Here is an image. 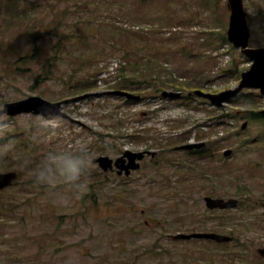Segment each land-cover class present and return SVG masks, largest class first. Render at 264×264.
<instances>
[{"label": "rangeland", "instance_id": "374dc122", "mask_svg": "<svg viewBox=\"0 0 264 264\" xmlns=\"http://www.w3.org/2000/svg\"><path fill=\"white\" fill-rule=\"evenodd\" d=\"M244 4L251 45L264 47V0ZM226 5L227 0H0V109L31 96L50 102L85 98L65 105L71 118L59 117L57 135L47 143L33 139L46 135L35 125L38 116H6L15 127L0 135V146L12 141L9 151L0 152V173L16 171L17 178L0 192V264H264V121H248L241 113L258 100L251 96L240 103L247 106L219 109L198 96L162 98L164 91L233 89L251 67L228 42ZM232 63L238 77L229 72ZM123 77L135 84L124 85ZM252 92L259 93L245 90ZM127 93L140 100L128 101ZM257 98L255 113L264 109V98ZM225 115L230 118L209 126ZM220 138L215 151L211 143ZM77 140L92 155L88 191L61 203L20 165ZM201 141L210 151L199 157L176 149ZM226 149L233 155L222 159ZM125 151L150 152L128 177L103 172L93 162ZM206 197L241 203L216 212L207 208ZM193 232L239 241L218 247L170 237Z\"/></svg>", "mask_w": 264, "mask_h": 264}, {"label": "water", "instance_id": "95a60500", "mask_svg": "<svg viewBox=\"0 0 264 264\" xmlns=\"http://www.w3.org/2000/svg\"><path fill=\"white\" fill-rule=\"evenodd\" d=\"M228 8L231 13L228 29L229 40L233 42L236 47H242L243 53L247 54L252 60H254L255 64L248 73H245L243 75L244 79L237 89L227 91L220 95H204L210 98L217 105H222L223 102L230 100L232 97L236 96L244 87L261 88V91L264 94V49L249 48L251 30L248 24V14L245 11L243 0H228ZM78 100L79 99H76L74 101ZM71 101L73 100H69L66 102L69 103ZM62 104L63 103H50L40 97H31L20 102L6 104L4 110H0V113L12 116L22 113L41 114L44 112H54L57 109H61ZM126 155L130 160V164L128 166H125V159L121 158L117 160L116 165L126 170L137 169L139 167V164H136L135 161L136 159H142L143 154L127 153ZM95 162H98L100 166L105 170L111 169L113 164L112 159L104 156L96 159ZM120 162L123 163V165L119 166ZM16 178V172L0 173V190L12 186ZM207 203L211 208H232L237 205V201L232 200L230 202H225L224 200H212L210 198L207 199ZM176 238L185 240L193 238H204L213 239L218 242H228L231 240L229 237L208 233H195L190 235L182 234L177 236Z\"/></svg>", "mask_w": 264, "mask_h": 264}, {"label": "clouds", "instance_id": "9594fccd", "mask_svg": "<svg viewBox=\"0 0 264 264\" xmlns=\"http://www.w3.org/2000/svg\"><path fill=\"white\" fill-rule=\"evenodd\" d=\"M62 109L54 112H44L38 115L35 125L37 129L46 133L37 142L47 143L57 135L60 126L59 120ZM27 126V125H26ZM15 123L0 113V135L10 132ZM12 147L11 139L7 144L0 146V152H7ZM27 170V175L37 184L47 186L58 202L68 203L79 200L88 191L89 173L92 167V155L84 143L77 140L75 146L49 148L39 161L24 159L20 165Z\"/></svg>", "mask_w": 264, "mask_h": 264}, {"label": "trees", "instance_id": "16d2710c", "mask_svg": "<svg viewBox=\"0 0 264 264\" xmlns=\"http://www.w3.org/2000/svg\"><path fill=\"white\" fill-rule=\"evenodd\" d=\"M35 39V43L37 44V42H36V38H34ZM125 70H127V67H126V69ZM124 75V74H123ZM126 76V75H125ZM123 82H124V85L125 84H132V85H134L135 84V82H133L132 83V79H128V78H126V77H123ZM94 82L93 81H87V84H88V86H91V84H93ZM256 116H258V115H256ZM236 240H238V239H236ZM226 245V244H225Z\"/></svg>", "mask_w": 264, "mask_h": 264}]
</instances>
